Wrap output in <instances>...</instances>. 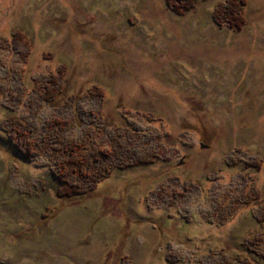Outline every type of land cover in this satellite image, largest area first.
Segmentation results:
<instances>
[{"label":"rangeland","instance_id":"374dc122","mask_svg":"<svg viewBox=\"0 0 264 264\" xmlns=\"http://www.w3.org/2000/svg\"><path fill=\"white\" fill-rule=\"evenodd\" d=\"M13 117L130 159L62 196ZM0 264H264V0H0Z\"/></svg>","mask_w":264,"mask_h":264},{"label":"trees","instance_id":"16d2710c","mask_svg":"<svg viewBox=\"0 0 264 264\" xmlns=\"http://www.w3.org/2000/svg\"><path fill=\"white\" fill-rule=\"evenodd\" d=\"M227 10L230 9H223L221 12L225 14L223 21L226 24H238L239 22H233L234 16ZM175 11L181 13L179 9ZM46 122L43 133L37 135L13 117L4 123V132L25 158L43 157L46 160L59 183V194L62 196L86 195L108 176L110 169L117 166V160L130 159V155L122 153L121 146H105L103 141L95 142L96 138H91V133L86 131L82 138L67 137L66 124L70 122L68 119Z\"/></svg>","mask_w":264,"mask_h":264}]
</instances>
